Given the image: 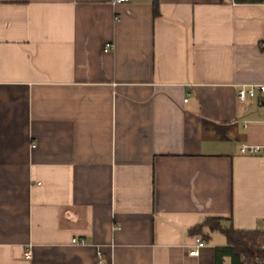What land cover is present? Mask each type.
<instances>
[{"label": "crops", "instance_id": "obj_1", "mask_svg": "<svg viewBox=\"0 0 264 264\" xmlns=\"http://www.w3.org/2000/svg\"><path fill=\"white\" fill-rule=\"evenodd\" d=\"M262 1L0 0V264H212L204 220L264 233V97L236 101Z\"/></svg>", "mask_w": 264, "mask_h": 264}, {"label": "trees", "instance_id": "obj_2", "mask_svg": "<svg viewBox=\"0 0 264 264\" xmlns=\"http://www.w3.org/2000/svg\"><path fill=\"white\" fill-rule=\"evenodd\" d=\"M241 3H257L262 0H235ZM153 16L157 14L156 5L152 6ZM220 219H206L202 225L209 226L210 231L220 232L226 241L224 248L212 249V264H222L224 258H228L230 264H254V260H264V233L260 232H238L230 227L220 226ZM201 226L194 228L192 234H200ZM203 237L201 236V239ZM200 239V240H201ZM204 240V239H202ZM244 256V261H240V256Z\"/></svg>", "mask_w": 264, "mask_h": 264}, {"label": "built area", "instance_id": "obj_3", "mask_svg": "<svg viewBox=\"0 0 264 264\" xmlns=\"http://www.w3.org/2000/svg\"><path fill=\"white\" fill-rule=\"evenodd\" d=\"M127 0H110L111 5L115 4H123L126 3ZM261 7L264 10V0L261 3ZM110 49V45H105L103 47V52H106ZM258 94L261 97H264V85H242L238 86L236 91V101L237 102H244L245 100L252 99L254 96ZM33 147V146H32ZM259 147H252V146H242L239 148V154L242 156H252L259 153ZM81 244V242H80ZM203 247V243L199 238H194V248L188 253L189 256L195 257L198 255V251L200 248ZM264 251V248H263ZM25 258H30V253L26 252L24 254ZM240 261H244V256H240ZM254 264H264V260H254Z\"/></svg>", "mask_w": 264, "mask_h": 264}, {"label": "rangeland", "instance_id": "obj_4", "mask_svg": "<svg viewBox=\"0 0 264 264\" xmlns=\"http://www.w3.org/2000/svg\"><path fill=\"white\" fill-rule=\"evenodd\" d=\"M217 238H219V240L221 241V242H224V238L220 235H217Z\"/></svg>", "mask_w": 264, "mask_h": 264}]
</instances>
